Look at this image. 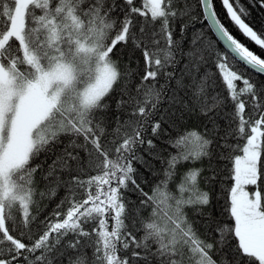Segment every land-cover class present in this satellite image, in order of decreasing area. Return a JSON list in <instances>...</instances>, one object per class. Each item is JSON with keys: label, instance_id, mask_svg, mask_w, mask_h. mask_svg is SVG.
I'll return each instance as SVG.
<instances>
[{"label": "snow or ice", "instance_id": "snow-or-ice-1", "mask_svg": "<svg viewBox=\"0 0 264 264\" xmlns=\"http://www.w3.org/2000/svg\"><path fill=\"white\" fill-rule=\"evenodd\" d=\"M0 264H264V0H0Z\"/></svg>", "mask_w": 264, "mask_h": 264}, {"label": "trees", "instance_id": "trees-1", "mask_svg": "<svg viewBox=\"0 0 264 264\" xmlns=\"http://www.w3.org/2000/svg\"><path fill=\"white\" fill-rule=\"evenodd\" d=\"M237 35H239V34H237ZM241 39H243V38L241 37ZM254 50H256V49L254 48Z\"/></svg>", "mask_w": 264, "mask_h": 264}]
</instances>
